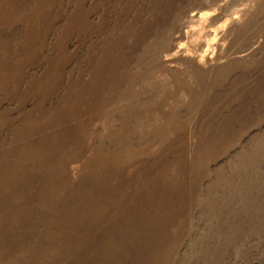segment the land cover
<instances>
[{"label":"rangeland","instance_id":"374dc122","mask_svg":"<svg viewBox=\"0 0 264 264\" xmlns=\"http://www.w3.org/2000/svg\"><path fill=\"white\" fill-rule=\"evenodd\" d=\"M124 250L264 264V0H0V264Z\"/></svg>","mask_w":264,"mask_h":264},{"label":"bare ground","instance_id":"6f19581e","mask_svg":"<svg viewBox=\"0 0 264 264\" xmlns=\"http://www.w3.org/2000/svg\"><path fill=\"white\" fill-rule=\"evenodd\" d=\"M170 206H176V204H172V205H170ZM143 216V215H142ZM156 232V231H155ZM155 234V233H154ZM151 242V239H149V241L147 242V243H150ZM113 255H118L117 256V258L115 259V261L116 262H118L117 264H120V263H122V262H124V261H129L130 259H132L134 256H135V254L134 253H129V254H127L126 255V251L124 250L122 253H120V254H117V253H115V254H111L110 255V260H111V257L113 256ZM110 260H107L106 259V264H107V262H108V264H110L109 263V261ZM103 264V263H102ZM113 264V263H112Z\"/></svg>","mask_w":264,"mask_h":264}]
</instances>
